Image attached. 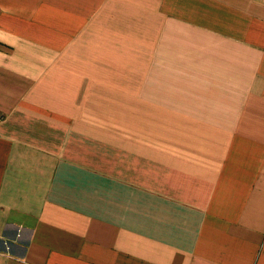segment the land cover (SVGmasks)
<instances>
[{
	"label": "crops",
	"instance_id": "obj_1",
	"mask_svg": "<svg viewBox=\"0 0 264 264\" xmlns=\"http://www.w3.org/2000/svg\"><path fill=\"white\" fill-rule=\"evenodd\" d=\"M0 264H264V0H0Z\"/></svg>",
	"mask_w": 264,
	"mask_h": 264
}]
</instances>
